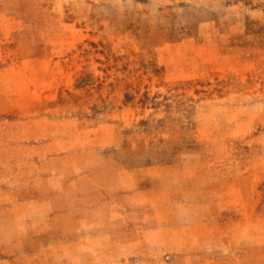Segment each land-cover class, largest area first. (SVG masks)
Segmentation results:
<instances>
[{"label": "rangeland", "instance_id": "1", "mask_svg": "<svg viewBox=\"0 0 264 264\" xmlns=\"http://www.w3.org/2000/svg\"><path fill=\"white\" fill-rule=\"evenodd\" d=\"M38 157L61 210L125 196L181 264H264V0H0V179Z\"/></svg>", "mask_w": 264, "mask_h": 264}, {"label": "crops", "instance_id": "2", "mask_svg": "<svg viewBox=\"0 0 264 264\" xmlns=\"http://www.w3.org/2000/svg\"><path fill=\"white\" fill-rule=\"evenodd\" d=\"M32 147L42 152V145ZM40 160H32L29 171L0 179V220L12 226L0 245L1 264H181L194 257L163 223L143 228L125 196L124 208L112 207L113 198L100 192L95 211L61 210L66 170Z\"/></svg>", "mask_w": 264, "mask_h": 264}]
</instances>
